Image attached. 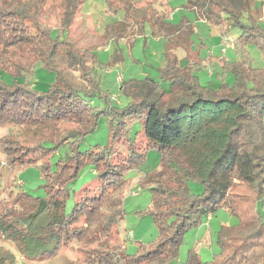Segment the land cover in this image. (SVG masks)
Masks as SVG:
<instances>
[{"label": "trees", "instance_id": "obj_1", "mask_svg": "<svg viewBox=\"0 0 264 264\" xmlns=\"http://www.w3.org/2000/svg\"><path fill=\"white\" fill-rule=\"evenodd\" d=\"M184 1L188 10L206 21L223 18L229 29H238L233 49L241 59L221 64L215 73L220 79L218 87L213 89L200 82L198 64L181 68L167 57L160 70L167 86L148 77L123 82L120 92L128 102L121 107L102 88L96 67L103 64L95 48L80 49L69 35L80 0H69L60 24L53 27L41 8L42 0H0V125L77 123L57 139L29 147L17 141L2 143L11 166L47 159L39 164L46 196L36 198L19 191L13 207L0 215V239L11 242L24 259H46L61 246L78 241L83 244L86 264H170L178 257L185 233L204 219L208 222L209 214L223 207L239 223L220 226L216 233L219 251L211 260L202 261L191 249L185 264L264 263L260 211L264 197V66L253 69L246 49L257 46L264 59V0ZM253 8L262 10L260 16L253 15ZM133 12L135 19H144L142 29L152 11L140 8ZM168 16L154 13L149 23L152 36L171 43L175 36L192 33L191 23L172 25L173 18ZM104 34L107 40L120 39L113 25H107ZM21 45H27L30 62L16 63L2 53ZM37 62L55 75L44 92H37L23 79ZM229 74L231 83L225 80ZM102 117L110 142L101 151H81L80 142L97 129ZM136 121H141V130L130 138L129 127ZM63 146L66 156L50 163ZM149 149L161 155L159 169L142 183L151 192L148 211L158 238L151 247H140L130 255L124 247L101 241L123 218L125 174ZM87 164L95 167L99 186L94 192L86 191L66 213L68 187ZM187 181L200 184L202 193L192 194L185 186ZM0 264H16L15 255L0 247Z\"/></svg>", "mask_w": 264, "mask_h": 264}, {"label": "rangeland", "instance_id": "obj_2", "mask_svg": "<svg viewBox=\"0 0 264 264\" xmlns=\"http://www.w3.org/2000/svg\"><path fill=\"white\" fill-rule=\"evenodd\" d=\"M69 0H42L41 8L48 15V24L58 26L65 14ZM80 0L78 9L70 26L69 35L77 42L78 47L95 48L97 60L103 64L96 67L102 88L107 90L112 103L124 106L128 99L121 94L120 86L131 79L141 80L148 77L167 86L160 78V70L165 67L168 60H174L177 66L183 68L186 64H198L197 76L202 84L209 83L216 89L219 77L215 74L221 70L225 61L240 60L241 57L233 49V41L239 36L236 28L229 29L226 21H206L194 11L188 10L184 0ZM258 3L260 0H255ZM140 8L162 15H170L171 24L179 26L189 22L193 31L185 36H175L174 42L155 38L150 32L149 23L154 13L144 19H135L134 12ZM253 15L260 16L262 10L253 8ZM264 24V20H261ZM113 25L120 36L118 40L105 38V27ZM141 29V30H140ZM27 46V45H26ZM24 45L3 50L2 53L14 62H30L31 57ZM249 64L253 69L264 66L263 53L257 46L249 45L247 48ZM210 73V74H209ZM54 73L46 71L39 62L35 63L32 72L25 73L24 82L37 92H44L54 81ZM225 80L232 82L231 75ZM264 127V114L262 116ZM77 127L74 121L63 122L55 127L50 124L14 125L7 123L0 125V215L12 208V201L19 191L36 198L46 196L44 179L41 168L47 159L39 160L30 165L11 166L7 156L2 151L3 141H13L17 145L30 146L42 140H55L63 133ZM141 130V121L133 122L129 127L128 136ZM110 142L109 129L105 118H101L95 131L87 135L79 144L81 151L97 149L101 151ZM116 144L121 149V144ZM28 146V147H29ZM123 150V148L121 149ZM67 147L58 148L55 155L50 158L54 163L57 158L67 154ZM161 155L156 149L146 151L143 160L133 166L125 174L126 185L123 196V218L113 228L110 235L102 239L107 246L119 245L124 247L127 254L134 255L140 247H151L158 238V229L149 213L151 207V192L142 185L148 176L155 173L160 167ZM22 185L19 186L18 183ZM99 182L95 176V167L84 165L68 189L69 195L65 198V211L70 213L75 203L85 195L86 191L97 190ZM185 186L192 194L202 193L200 184L187 181ZM135 193L136 195H133ZM264 217V197L260 207ZM211 218L196 228L187 231L179 247L178 257L170 264H185L188 251L194 249L202 261L211 260L213 254L219 251L216 243V233L220 226H235L239 220L228 213L223 207H218L210 213ZM0 247L6 248L16 257V264H86L85 255L81 252L83 244L72 241L61 246L52 256L31 261L20 256L15 246L8 241L0 239ZM96 247V245L90 246ZM264 264V263H263Z\"/></svg>", "mask_w": 264, "mask_h": 264}, {"label": "crops", "instance_id": "obj_3", "mask_svg": "<svg viewBox=\"0 0 264 264\" xmlns=\"http://www.w3.org/2000/svg\"><path fill=\"white\" fill-rule=\"evenodd\" d=\"M168 19H171L170 15L168 16ZM210 74V73H209ZM207 223V222H206Z\"/></svg>", "mask_w": 264, "mask_h": 264}, {"label": "built area", "instance_id": "obj_4", "mask_svg": "<svg viewBox=\"0 0 264 264\" xmlns=\"http://www.w3.org/2000/svg\"><path fill=\"white\" fill-rule=\"evenodd\" d=\"M133 195H136L135 193H133Z\"/></svg>", "mask_w": 264, "mask_h": 264}]
</instances>
